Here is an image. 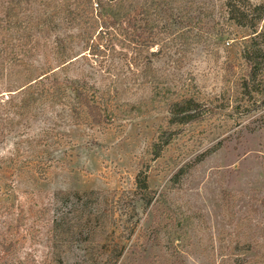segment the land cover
<instances>
[{
    "label": "rangeland",
    "instance_id": "obj_1",
    "mask_svg": "<svg viewBox=\"0 0 264 264\" xmlns=\"http://www.w3.org/2000/svg\"><path fill=\"white\" fill-rule=\"evenodd\" d=\"M11 1L0 0L1 17ZM17 1L25 27L11 37L27 41L37 66L57 69L65 59L56 47L73 34V42H62L72 77L134 99L146 79L138 71L151 63L181 91L194 78L207 118L171 125L168 108H149L133 118L76 124L66 113L56 117L62 108L51 104L20 118L0 81V264H75L87 242L98 246L96 264H264V83L251 94L241 87L249 69L241 40L246 14L264 0L228 7L226 0H173L158 12L166 24L154 16L148 22L142 0L128 15H100L90 24L78 18L89 0ZM183 14L194 18L191 30L179 22ZM161 128L173 140L154 158ZM38 161L51 165L46 179L32 168ZM137 177L147 178V189ZM57 190L80 194L86 212L99 213L90 220L94 232L62 263L53 261L49 236L63 209ZM181 214L194 220L178 238Z\"/></svg>",
    "mask_w": 264,
    "mask_h": 264
},
{
    "label": "trees",
    "instance_id": "obj_2",
    "mask_svg": "<svg viewBox=\"0 0 264 264\" xmlns=\"http://www.w3.org/2000/svg\"><path fill=\"white\" fill-rule=\"evenodd\" d=\"M171 1L173 0H142L141 7L148 16V22L149 18L154 16L153 20L163 24L158 12L164 8L165 2ZM233 2L234 0H226L222 7L233 5ZM11 4L12 7L6 18L0 16V81L8 85L7 102L13 107V115L24 118L35 113H46L47 105L51 104L54 108H62L56 117L63 118L66 113L76 124L84 122L94 125L100 124L102 120L111 122L117 115L119 118L121 116L133 118L143 114L149 108L155 111L168 108L171 125L184 126L207 118L206 109L202 108L198 98L199 87L194 78H191V83L187 87H183L185 91H181L176 83L166 81L165 73L151 63L138 71L139 75L146 79L137 85L141 93H136L134 99H125L124 89L120 91L118 88L98 87L86 81L85 78L72 77L70 73L73 61L71 58L67 60L69 53L62 42H65V39L73 42L76 37L73 34L60 39L61 42L56 47V53L65 59L57 66V69L50 64L37 66L30 61L27 41L23 37L14 39L11 37L14 30L21 32L25 27V19L18 9L21 3L13 0ZM135 4L136 0H89L87 8L89 11L86 10L78 18L81 24L85 22L90 24L91 20L96 21L100 15L111 14L112 17H121L124 14L128 15ZM78 8L81 7L78 6ZM189 15L183 14L179 22L184 24V27L187 24L188 30H191L194 18ZM246 17L248 22L245 26L248 33L241 40L243 58L249 69L242 78L241 87L244 93L251 94L259 90V83H264V4H255L252 10L247 11ZM229 19H233L232 16ZM226 31L228 35H231L229 30ZM168 132L169 130L159 129L158 138L153 141L150 148V154H153L154 158L159 157L172 142L173 135L168 136ZM50 166H44L41 161L32 163V168L40 179L47 178ZM188 166L184 165L174 175L173 181L183 176ZM136 181L138 187L148 188L146 177L143 179L137 177ZM93 193L89 196L91 197ZM53 198L55 203L63 206V209L53 218L49 229L51 253L54 262L62 263L64 255L83 242L81 237H87L94 232L91 230L90 220L92 216H97L99 213H87L85 208L88 203L82 201L80 194L70 190H57ZM193 220L194 217L191 214H181L176 217L175 225L180 228V233L182 232L178 238L188 234L183 230H186L185 226L191 224ZM83 244V258L75 264H96L99 254L98 246L95 248L91 242Z\"/></svg>",
    "mask_w": 264,
    "mask_h": 264
}]
</instances>
